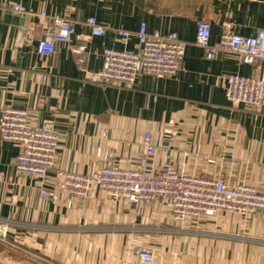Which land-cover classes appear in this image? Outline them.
I'll list each match as a JSON object with an SVG mask.
<instances>
[{"label": "crops", "instance_id": "1", "mask_svg": "<svg viewBox=\"0 0 264 264\" xmlns=\"http://www.w3.org/2000/svg\"><path fill=\"white\" fill-rule=\"evenodd\" d=\"M20 2L30 13L10 10ZM40 10L75 22L68 42L50 56L37 53L45 20ZM95 16L106 29L91 36L85 22ZM211 24L219 40L223 22L235 31L264 30V0H0V111L5 104L26 108L32 123L52 120L60 134L56 164L42 179L19 172L15 142L0 135V218L7 236L28 259L46 264H141L132 246L149 244L155 264H264V211L244 219L220 212L175 223L170 207L138 214L103 192L70 197L57 169L93 172L110 152L130 165L145 153L150 130L158 145L154 167L171 158L189 173L249 182L264 190V99L258 110L234 106L226 98L231 73L259 75L260 68L230 52L207 58L195 43L197 22ZM176 32L187 41L177 77L140 74L132 86L91 82L106 46L137 49L135 31ZM119 29L130 32L124 42ZM87 44L86 61L73 47ZM52 190L50 198L41 188Z\"/></svg>", "mask_w": 264, "mask_h": 264}, {"label": "built area", "instance_id": "2", "mask_svg": "<svg viewBox=\"0 0 264 264\" xmlns=\"http://www.w3.org/2000/svg\"><path fill=\"white\" fill-rule=\"evenodd\" d=\"M10 10L32 12L20 2L10 4ZM38 15L45 20L44 34L36 47L39 55L50 56L57 42L81 37L75 33V22L71 18L46 10H40ZM85 23L91 28V36L105 32L106 27L95 16L88 17ZM119 34L124 42L130 37L126 29H119ZM135 34L138 39L135 50L111 46L103 49L102 66L88 73L91 82L132 86L143 73L156 77L179 76L186 40L176 32L149 31L145 21L140 23ZM195 43L203 48L207 58H216L225 51L260 68L259 75L228 74L226 83V98L232 105L260 109L264 99V30L256 35H244L235 31L231 22L224 21L219 40L213 42L210 22L199 19ZM73 51L82 62L91 54L87 44L77 45ZM0 135L3 140L18 145L15 166L19 172L44 179L55 167L60 134L52 120L32 123L26 108L8 103L0 111ZM142 141L145 153L130 165L121 164L118 156L107 152L101 167L93 172L57 169L61 187L70 197L82 200L103 192L110 199L123 201L138 214L167 205L173 221L178 224L220 212H231L247 219L259 210L264 211V190L246 181L229 183L221 176L189 173L182 167H175L171 158L154 167L150 160L158 145L150 130L144 132ZM41 195L50 198L53 192L43 187ZM9 221L0 218V241L12 245L7 236ZM132 249L141 264H155L151 245L134 244Z\"/></svg>", "mask_w": 264, "mask_h": 264}, {"label": "rangeland", "instance_id": "3", "mask_svg": "<svg viewBox=\"0 0 264 264\" xmlns=\"http://www.w3.org/2000/svg\"><path fill=\"white\" fill-rule=\"evenodd\" d=\"M20 248L0 241V262L2 264H43L28 259ZM46 264V263H44Z\"/></svg>", "mask_w": 264, "mask_h": 264}, {"label": "water", "instance_id": "4", "mask_svg": "<svg viewBox=\"0 0 264 264\" xmlns=\"http://www.w3.org/2000/svg\"><path fill=\"white\" fill-rule=\"evenodd\" d=\"M0 264H2V263L0 262Z\"/></svg>", "mask_w": 264, "mask_h": 264}]
</instances>
